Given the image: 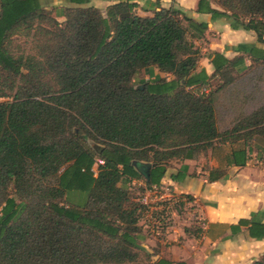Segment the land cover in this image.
<instances>
[{"label":"trees","instance_id":"obj_1","mask_svg":"<svg viewBox=\"0 0 264 264\" xmlns=\"http://www.w3.org/2000/svg\"><path fill=\"white\" fill-rule=\"evenodd\" d=\"M140 1L119 0L104 14L83 6L90 0H71L81 6L53 16L43 0H0V99L9 100L0 102V264L151 263L133 183L143 180L142 192L161 186L171 161L198 159L216 143L264 144V48L240 45L243 55L233 60L217 54L220 86L195 92L194 41L207 24L175 6L156 10L151 0L144 10L152 14L142 16ZM216 2L224 13L211 12L229 14L234 27L254 30L264 44V0ZM19 34L31 38L34 55L13 53L11 38ZM154 68L173 79L155 76ZM141 73L153 79L136 85ZM247 160L246 149L235 150L230 164ZM136 163L151 168L142 174ZM187 171L182 166L172 181ZM227 178L225 169L210 171V181ZM70 193L87 200L72 202ZM239 225L264 238L261 221ZM254 264H264V254Z\"/></svg>","mask_w":264,"mask_h":264},{"label":"crops","instance_id":"obj_2","mask_svg":"<svg viewBox=\"0 0 264 264\" xmlns=\"http://www.w3.org/2000/svg\"><path fill=\"white\" fill-rule=\"evenodd\" d=\"M46 3V0H43ZM119 0H90L83 6H94L104 14L108 6ZM159 5L155 7L170 8L175 6L185 12L190 18L198 23L207 24L204 36L194 41L195 48L199 52L196 70L191 72V80L195 83L190 89L199 93H209L220 86L221 80L216 73L214 61L217 54L225 59L233 60L241 55L238 46L248 45L264 48V44L258 41L254 30H248L242 26L234 27L235 20L229 14H214L210 9L224 13L216 0H151ZM138 13L142 16L151 15L145 0L140 1ZM71 0H53L52 7L56 13L64 7H78ZM199 10V11H198ZM64 21V17H59ZM245 63L249 67L252 60L245 55ZM154 75L173 79V76L153 69ZM205 75L206 81L202 80ZM146 79L152 80L146 74ZM186 81V79H185ZM220 117V130L230 127L227 119L222 121ZM256 145L251 148L245 147L243 141L231 144L216 143L214 148L206 154L194 160H180L174 168L168 171L162 182H168L175 187V191L181 195H187L191 199L188 205L194 206L198 213V225L203 227V232L190 235L183 231L170 233L160 241L154 242L147 238L145 247L152 255L150 264L159 259H165L174 263L185 264H254L264 254V238H253L249 227L240 226L241 220L261 221L264 224V144L257 138ZM257 146L261 149H257ZM246 149L248 160L245 166L231 165V154L235 150ZM171 163V162H170ZM173 163V161H172ZM147 164V163H144ZM182 166H187V176L180 183L172 181V175L179 172ZM215 168L225 169L227 179L210 181V171ZM137 182H144L139 180ZM254 215V216H253ZM209 225H215L209 229ZM233 226V227H232ZM237 231L233 228H238ZM196 227V226H194ZM193 227V228H194ZM209 229V230H208Z\"/></svg>","mask_w":264,"mask_h":264},{"label":"rangeland","instance_id":"obj_3","mask_svg":"<svg viewBox=\"0 0 264 264\" xmlns=\"http://www.w3.org/2000/svg\"><path fill=\"white\" fill-rule=\"evenodd\" d=\"M52 2H53V0H46L45 6L49 10L50 9L53 10L51 13H52L53 16H55L56 15V11L52 7ZM11 41H12V44L10 45V48L13 51V53L15 55H17V56L18 55H24V56L34 55L35 52H36L31 38H28V37H25V36L19 34V35H14L11 38ZM143 80H149V79H146V73H141L136 78L135 84L139 85L141 83V81H143ZM7 101H9L7 98L0 99V102H7ZM222 103H223L224 107H226L225 106L226 102L223 101ZM224 107L222 109V111L224 112L222 121H225L223 126L226 124L227 119L229 120V118L227 116V113H226V109ZM87 144L94 151V153L97 154V155L101 152V150L103 148V146H101L99 144H96L93 141H87ZM203 158L207 159L208 155L205 153L203 155ZM179 163H180L179 161L173 160V163L171 161V163H169V166L172 169V168L176 167V164H179ZM96 168H97V166H95V168H94L95 171H96ZM63 171H64V169H62L60 174ZM57 179L58 178H53L52 180L49 181V183L50 184L57 183ZM144 187H145L144 186V182L135 183V186L132 187L133 188V192L131 194V197L133 199L134 198H136V199L138 198V200H139L142 197V195H143L142 190H143ZM161 187L163 189L162 193H170V194L176 193V194H178L175 191V187L169 185L168 182H162ZM10 191H11V193H13V189H11ZM69 198H70V201H72V202L83 203L84 201L87 200L86 199L87 198V194H85V193H78V194L70 193L69 194ZM194 209H195V207L191 206L190 204L189 205H184L181 210L178 209V208H174L173 209L174 214L171 216L170 225H169V227L167 229L168 230V234L177 233L178 231H183L185 228L192 229V233H189L190 235H194V233L196 234V232L193 230V227L198 225L196 223V222H198L197 221L198 213H196V211H194ZM147 224H148L147 216H145V215L141 216L140 225H141V228H142L143 232L146 234L147 238L149 240H151V241H154V242L160 241L164 237L163 235L165 234L166 230H164L162 232L164 234L161 233V235H155L153 233L146 232L147 231V228H146ZM143 261L145 262V264H150L145 259V257L143 258Z\"/></svg>","mask_w":264,"mask_h":264},{"label":"built area","instance_id":"obj_4","mask_svg":"<svg viewBox=\"0 0 264 264\" xmlns=\"http://www.w3.org/2000/svg\"><path fill=\"white\" fill-rule=\"evenodd\" d=\"M134 182L133 184H135ZM162 187L154 185L143 192L139 199L141 205L142 216H147V231L155 235H168V227L170 225L171 216L174 214L173 209H182L184 205H188L186 195L162 193Z\"/></svg>","mask_w":264,"mask_h":264},{"label":"water","instance_id":"obj_5","mask_svg":"<svg viewBox=\"0 0 264 264\" xmlns=\"http://www.w3.org/2000/svg\"><path fill=\"white\" fill-rule=\"evenodd\" d=\"M135 165L137 166L138 170L142 174H144V172H145L146 169L148 170V169L151 168V165L149 163H147V164H144V163H136Z\"/></svg>","mask_w":264,"mask_h":264}]
</instances>
